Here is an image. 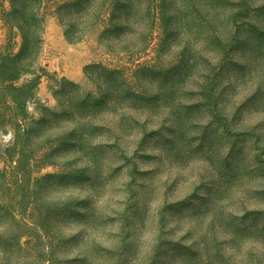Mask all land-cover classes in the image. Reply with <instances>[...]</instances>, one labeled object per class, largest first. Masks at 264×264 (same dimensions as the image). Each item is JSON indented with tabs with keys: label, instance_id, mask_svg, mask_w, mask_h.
I'll return each instance as SVG.
<instances>
[{
	"label": "rangeland",
	"instance_id": "rangeland-1",
	"mask_svg": "<svg viewBox=\"0 0 264 264\" xmlns=\"http://www.w3.org/2000/svg\"><path fill=\"white\" fill-rule=\"evenodd\" d=\"M41 2L0 264H264V0Z\"/></svg>",
	"mask_w": 264,
	"mask_h": 264
},
{
	"label": "trees",
	"instance_id": "trees-1",
	"mask_svg": "<svg viewBox=\"0 0 264 264\" xmlns=\"http://www.w3.org/2000/svg\"><path fill=\"white\" fill-rule=\"evenodd\" d=\"M41 3V0H0V10L6 29L11 35L12 33L16 35L15 30H18L17 37L20 36L22 41L17 53L13 46L11 49L5 48L11 42V37L5 47L2 46L0 49V98L3 99V104H10L6 111H3L2 103L0 104V124L10 125L14 131H22L26 136L33 134L40 126L54 121L47 118L36 121L26 114L28 99L33 97L38 86L36 81L21 86L16 84L22 73L26 72L24 68L30 66L31 59L37 57L42 50L45 17L40 10ZM36 5L39 9L34 10ZM79 125L84 130L85 124Z\"/></svg>",
	"mask_w": 264,
	"mask_h": 264
}]
</instances>
